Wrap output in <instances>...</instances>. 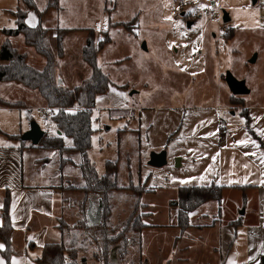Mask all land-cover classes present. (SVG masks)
<instances>
[{
	"label": "rangeland",
	"instance_id": "374dc122",
	"mask_svg": "<svg viewBox=\"0 0 264 264\" xmlns=\"http://www.w3.org/2000/svg\"><path fill=\"white\" fill-rule=\"evenodd\" d=\"M48 2L34 0L36 8H31L19 0H0V43L6 37L3 29L17 27L14 12L18 7L26 11L27 25H37L41 19L42 26L50 29L51 46L56 48L60 36L65 51L58 60L55 78L62 80L60 84L64 88H74L91 74L82 54L89 29L95 31V39L104 38L103 31L109 32L110 40L99 52L97 62L111 83L97 97L87 155L100 176L105 174L108 161L117 162L118 184L133 187L115 190L111 195L112 225L125 223V227H131L137 216L149 223H173L179 210L181 186L222 185L232 183L229 181L233 178L238 182L240 169H244L246 179L253 175L260 181V171L247 162L252 155L264 167L262 0H60L59 10L51 8L39 16ZM213 6L221 11L222 19L218 22H210L203 14L196 16L197 8ZM224 11L230 14V24L236 29L230 40L223 36ZM191 13L195 14L192 20ZM9 39L19 52L26 54L30 65L38 69L45 66L46 58L25 42L23 34ZM227 71L245 80L250 89L236 102H231L233 96L225 81ZM38 100L37 105L52 111L49 121L34 111H24L26 123L31 125L36 121L48 134L61 135L52 115L58 108L47 106L40 95ZM220 119L228 126L225 135L221 132ZM63 137L67 145H72V138ZM35 148L31 156L26 155L25 172L29 175L31 168L36 169L41 177L36 183L60 185L61 181L64 184L70 181L84 185L80 170L71 164L63 170L64 180L61 173L53 175L59 167L58 154L40 146ZM160 151L167 152V163L161 167L150 165L151 154ZM243 161L245 166L238 167ZM234 167L236 174L232 176ZM148 188L154 191L138 196ZM94 193L88 194L92 201L85 207V217L79 211L83 221L76 223L75 229L65 225V232L71 236L66 246L76 252L74 258L69 256L70 264H85L87 259L100 263L111 261L96 226L101 205ZM86 195L83 192L70 201L74 206L79 205ZM251 195L244 197L229 191L220 205L217 200H210L198 207L191 221L217 225L244 211L242 217L246 223L238 231V238L242 240L241 251L246 246L249 248L252 240H256L255 236L248 239L249 226L263 208L261 200ZM139 197L140 203L148 204L149 208L138 203ZM135 207L138 209L132 214ZM150 212L152 215L147 217ZM117 231L114 229L109 237L116 236ZM200 234L201 251L208 250L219 238L217 228L205 229ZM125 237L136 238L137 234L128 231ZM133 245L138 248L136 241ZM258 257L256 264H264V253ZM202 258L206 257L194 256L190 262L202 264Z\"/></svg>",
	"mask_w": 264,
	"mask_h": 264
},
{
	"label": "crops",
	"instance_id": "0c3cea01",
	"mask_svg": "<svg viewBox=\"0 0 264 264\" xmlns=\"http://www.w3.org/2000/svg\"><path fill=\"white\" fill-rule=\"evenodd\" d=\"M254 2H260V0H254ZM183 14L185 15V13ZM186 17H189V14ZM192 17H195L194 13L190 14V20ZM261 20L264 25V9ZM230 23L231 20L224 24V38L226 29L234 27ZM5 36L4 40L11 37ZM59 82L61 83L62 80L59 79ZM229 93L234 95L231 90ZM39 95L37 90L27 88L18 82L0 81V226L3 224L1 209L8 194L13 227L8 245L0 237V245H2L0 247V264H40L38 258L42 256L43 249L47 244L70 243V234L65 232V227L61 229L60 224L64 223V226H71L72 229H75V224L82 217L79 213L80 206H74L70 201L72 198L81 196L82 191L64 190L62 188L63 181L60 182V185L50 182L36 183L41 178L39 172L33 168L30 169L29 175L25 172L26 155L30 154L31 156L39 143L35 146L31 141L22 139V135L31 128V125L26 123V116L22 113L34 111L42 118L35 109L39 106L37 105ZM234 96L243 97V95ZM226 107L229 108L227 105ZM51 112L49 110V113ZM42 119L48 122L50 118ZM55 126L57 133L62 134L61 131H58L56 123ZM44 131V135L55 136ZM18 135L19 139L13 137ZM262 150H264V144H262ZM57 157L59 159V156ZM249 160L248 166L260 171L258 174V177L261 178L260 181L254 179L256 176L253 175L246 179L244 169H240V181L236 182V179L233 178L229 181L232 183L221 185L225 187L223 198L229 191H235L244 197L246 194L251 195L252 193L251 196L255 200L257 197L261 200L263 208L259 209L258 216L248 229V239L252 240L251 236H255L256 239L252 240V245L249 248L246 246V249L241 251L242 240L238 238V231L246 223L242 217L245 213L217 225L208 223L205 226L191 221V225L186 229H181L178 226L177 219L173 223L166 224L146 222L149 226L144 227L141 232L140 248L131 245L126 258L120 264H190V260H194L193 257L198 255L206 257L202 258L204 260L202 264H256L258 256L264 253V180H262L264 167L252 155H249ZM48 161L46 160V162ZM244 166L243 161L242 165L238 167ZM235 169L236 167L232 168V176L236 174ZM53 175H59V167ZM61 178L64 180L63 176ZM244 182L246 183L244 184ZM146 205L149 208L148 204ZM148 215L147 217H150L152 212ZM215 228H217L218 241H215L208 250L201 251V248L198 247V240L201 238L200 231ZM4 251H8L7 254ZM85 264L105 263L87 259Z\"/></svg>",
	"mask_w": 264,
	"mask_h": 264
},
{
	"label": "trees",
	"instance_id": "16d2710c",
	"mask_svg": "<svg viewBox=\"0 0 264 264\" xmlns=\"http://www.w3.org/2000/svg\"><path fill=\"white\" fill-rule=\"evenodd\" d=\"M25 2L28 7L36 8L34 0H19ZM55 8L59 10L60 0H49L46 7L40 12ZM17 18L16 28L3 29V33L10 36L23 34L25 42L34 47L36 51L46 58V64L42 69H38L30 65L27 61V56L13 46L10 39H6L0 46V81H14L23 86L37 90L40 96L44 99L47 106L58 108L53 114L58 130L61 135L48 136L44 135L37 146L47 150L55 151L58 156L59 173L63 176V170L67 164L77 167L84 181V185L73 184L67 181L63 185L64 190H80L87 195L79 202L81 215L85 217L87 203L92 201L89 193H94L99 201L101 219L96 225L99 227V235L105 240V250L110 254L111 261L105 264H120L128 254L129 247L136 241L140 248L142 243L141 232L144 227L149 226L148 223L142 221L140 216L134 219L131 227H125L123 223H111L113 206L110 202L111 195L114 191L132 189V186H120L118 184V165L117 162L108 161L106 164V172L100 176L94 164L88 158V148L91 146L92 128V112L96 105L97 97L105 93L110 87V79L98 65L97 56L103 49L104 45L109 42L110 36L107 30L103 31L104 38L95 39V31L89 29V38L83 47V58L91 68V74L85 78L82 83L74 88H64L59 79L55 78V69L58 65V60L64 57V47L60 36L57 37V46L54 49L49 41L50 29L42 26V20L38 21L37 25L30 26L26 23V11L21 7L14 12ZM120 23V24H119ZM118 25L126 26V22H118ZM234 27H228L225 31V39L230 40L234 37ZM235 99H242L239 96H234L231 102H236ZM63 136L72 138V145H67ZM20 138V136H13ZM34 146V145H33ZM36 146V145H35ZM34 146V147H35ZM139 187V186H138ZM224 186L217 184L210 185H189L181 186L178 189V212L177 223L181 229H186L191 225V214L201 205L210 200H217L219 205L222 202L224 194ZM154 191L148 188L139 193ZM140 203V197L138 198ZM139 204H136L138 206ZM142 205H146L142 203ZM147 206V205H146ZM135 207L132 214L137 211ZM3 224L0 226V237L7 243H10V235L12 231V222L9 211V195L5 197L4 205L1 209ZM82 218L80 220L81 223ZM77 223V224H78ZM80 225V224H79ZM64 223L60 224L62 229ZM114 229H118L116 236L109 237V233ZM128 231H133L137 237L130 239L125 237ZM135 236V235H134ZM120 242V245L118 243ZM110 245H113L110 247ZM111 248V249H110ZM116 253L117 261L112 260L111 253ZM7 254L6 251H4ZM76 255L75 249L66 244L50 243L43 249V254L38 258L40 264H70L69 256L74 258ZM106 255V254H103ZM102 255V256H103ZM70 258V259H71Z\"/></svg>",
	"mask_w": 264,
	"mask_h": 264
},
{
	"label": "water",
	"instance_id": "95a60500",
	"mask_svg": "<svg viewBox=\"0 0 264 264\" xmlns=\"http://www.w3.org/2000/svg\"><path fill=\"white\" fill-rule=\"evenodd\" d=\"M231 17L227 11L223 13V21L229 22ZM191 25V23L189 24ZM143 47L147 49L146 43L143 44ZM256 60V56L251 60L254 62ZM225 81L234 95H245L250 92L246 81L242 79H238L231 71H227L225 73ZM45 131L41 128L38 122L34 121L31 124V128L22 135L23 140L31 141L33 144L37 145L42 139ZM167 163V152H153L150 157L149 164L155 167H161ZM244 213V211H242ZM101 219V216H100ZM100 222V221H99ZM112 260L114 262L117 261L116 253L112 254Z\"/></svg>",
	"mask_w": 264,
	"mask_h": 264
},
{
	"label": "built area",
	"instance_id": "2783aa9c",
	"mask_svg": "<svg viewBox=\"0 0 264 264\" xmlns=\"http://www.w3.org/2000/svg\"><path fill=\"white\" fill-rule=\"evenodd\" d=\"M195 14H203L206 15L210 22L212 23H216L218 22L221 18V11L218 10L217 7L213 6V7H204V8H197L195 11ZM36 111L42 116V118H44L45 120H48L51 116L49 113V108L47 107H43V106H38L35 107ZM220 128H221V132L223 135L227 134L228 131V126L226 124V121H224L223 119H220Z\"/></svg>",
	"mask_w": 264,
	"mask_h": 264
},
{
	"label": "snow or ice",
	"instance_id": "6c2138e0",
	"mask_svg": "<svg viewBox=\"0 0 264 264\" xmlns=\"http://www.w3.org/2000/svg\"><path fill=\"white\" fill-rule=\"evenodd\" d=\"M262 135H264V132L261 133ZM240 143H244V141H241ZM187 181H185L186 183ZM0 247H2V245H0Z\"/></svg>",
	"mask_w": 264,
	"mask_h": 264
}]
</instances>
